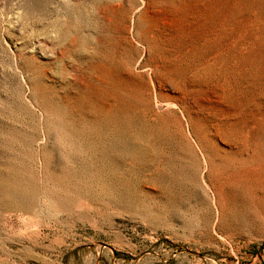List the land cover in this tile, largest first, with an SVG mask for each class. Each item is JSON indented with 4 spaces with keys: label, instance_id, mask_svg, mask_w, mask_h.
Masks as SVG:
<instances>
[{
    "label": "rangeland",
    "instance_id": "374dc122",
    "mask_svg": "<svg viewBox=\"0 0 264 264\" xmlns=\"http://www.w3.org/2000/svg\"><path fill=\"white\" fill-rule=\"evenodd\" d=\"M0 264H264V0H0Z\"/></svg>",
    "mask_w": 264,
    "mask_h": 264
}]
</instances>
